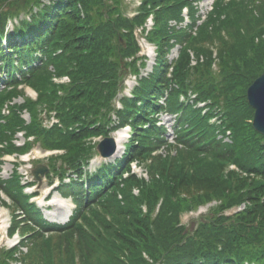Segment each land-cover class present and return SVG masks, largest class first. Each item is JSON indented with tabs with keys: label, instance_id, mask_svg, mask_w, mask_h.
I'll return each instance as SVG.
<instances>
[{
	"label": "trees",
	"instance_id": "obj_1",
	"mask_svg": "<svg viewBox=\"0 0 264 264\" xmlns=\"http://www.w3.org/2000/svg\"><path fill=\"white\" fill-rule=\"evenodd\" d=\"M194 1L143 0L139 14L129 18L122 0H0V157L39 142L64 150L53 157L62 162L50 165L52 172L73 170L81 178L95 153L90 138L131 127L122 157L89 174L86 189L79 179L62 184L60 192L75 203L65 224L47 221L28 202L16 173L0 175V194L10 198L14 212L11 231L21 225L25 236L26 264H264V136L252 126L254 109L246 98L264 72V0H215L198 26ZM185 6L190 25L170 26V20L183 21ZM23 12L29 18L7 33ZM153 12V72L133 97L122 100L119 122L110 126L112 101L127 70L138 71L134 29ZM175 44L182 47L168 77L167 55ZM208 44L216 45L215 57ZM189 51L197 58L194 66ZM63 75L69 78L65 84L52 80ZM26 87L36 91V99L26 96ZM189 91L222 106L231 142L218 138V127L208 122L211 114L179 102ZM19 97L22 103L15 102ZM51 112L58 122L47 128L41 116ZM161 113L176 115L174 142L166 126L158 125ZM19 132L35 141L16 145ZM133 160L148 179L132 173ZM1 164L0 159V170ZM212 200L222 206L187 230L180 213ZM241 204L244 209L224 213ZM15 253L0 250V264H10Z\"/></svg>",
	"mask_w": 264,
	"mask_h": 264
},
{
	"label": "rangeland",
	"instance_id": "obj_2",
	"mask_svg": "<svg viewBox=\"0 0 264 264\" xmlns=\"http://www.w3.org/2000/svg\"><path fill=\"white\" fill-rule=\"evenodd\" d=\"M213 0H201L199 3H198V7H199V9H200V11L202 12V14H206L208 11H209V9H210V5H211V2H212ZM45 2H47L48 3V1H45ZM122 5H123V8H125L126 10H125V14H127L128 12H130L131 10H134L136 7H137V5H138V0H122ZM257 6H258V3L256 4ZM252 9H253V11L254 12H256L257 14H258V10H257V7L256 8H254V7H252ZM29 12H23V13H21L16 19H14V21H10L9 22V25L7 26V28H6V30H7V33H10L11 31H13V26H12V23H15V24H19L20 23V21L21 20H23V19H28L29 18ZM150 14H152L153 16H154V18H155V14H154V12L153 13H150ZM147 21V20H146ZM155 21V20H154ZM147 24H148V26H146V28L147 27H149V28H151V24H152V22L149 20V21H147ZM169 24H170V22H169ZM174 24H172V26H173ZM244 29H242V31H243ZM198 32L199 31H194V32H192L193 33V35H197L198 34ZM150 33V32H149ZM151 44L152 45H155V43L154 42H152L151 41ZM209 45V47H210V49L214 52V54H213V56L215 57L216 56V50H217V48H216V45H213V47H212V44H208ZM181 47L182 46H180L179 48H177L176 46L175 47H173L171 50H170V52H169V55L167 56V58H169L168 60H174L176 57H179V54H180V50H181ZM189 54H190V58H191V60L193 61L192 63H191V66H194L196 63H197V58H196V56H195V54L192 52V51H189ZM155 55V54H154ZM150 59H148V61H149ZM203 60V58L202 57H200V59H199V61H202ZM217 61L215 62V64L213 65V71L215 72V71H217L218 70V66H217ZM146 68H147V71L149 70V72H150V69H151V65H149L148 64V62H147V65H146ZM145 70V69H144ZM125 74V73H124ZM128 75V74H127ZM126 75V76H127ZM125 76V77H126ZM128 77V76H127ZM127 77H126V79H127ZM53 80V79H52ZM126 81V80H125ZM140 83L142 84L143 83V81L142 80H140ZM25 91H27V95L28 96H35L34 95V93L30 90V89H25ZM17 103H20V102H22V99L21 98H18V99H16L15 100ZM24 117L26 118V119H28L29 120V118H28V114L27 113H25L24 114ZM43 117H44V115H43ZM113 117V116H112ZM112 125H114V124H116L117 123V119L116 118H112ZM160 122L162 123V124H164L168 129H169V131H170V133H168V137H169V139H170V141H172V134H171V126H172V124H173V122H174V117L173 116H170V115H167V114H163V115H161L160 116ZM124 131H126V133L128 132L127 131V129L125 128V130ZM115 134V132L114 133H112L110 136H115L114 135ZM18 136H19V134H18ZM127 139H128V136L126 135V138H125V140H124V142H123V145H122V149H124V146L126 145V143H127ZM20 142H22V138L21 137H18V141H17V143H20ZM160 152L162 153V154H166V150L165 149H162V150H160ZM122 153H123V151L121 152L120 151V153H118V154H116V155H114L113 157H111V158H108L107 160H106V162H113L115 159H119L120 157H121V155H122ZM175 153V150H172V153L171 154H174ZM101 160L102 159H100V158H95L92 162H93V164H92V166L91 167H89V169H91V171L92 172H94L95 170H96V168H98L99 166H100V162H101ZM46 163V162H45ZM6 164V163H5ZM36 164V162H33V163H31L30 165L28 164V163H21V165H20V169H19V171H20V173H25V170H24V168L25 167H28V165L31 167V165H35ZM9 165V167H8V169H7V167H5V165L3 164V166H2V175L4 176V178H7L9 175H10V173H11V171H12V168H13V164H12V162H11V164H8ZM137 171L138 172H140V168H138L137 169ZM4 173H5V175H4ZM146 178H148V177H146ZM47 181H45V182H43V184L44 183H46ZM46 184H44L43 185V188L40 190V192H41V195H46V193H47V190H46ZM51 187V186H50ZM49 187V188H50ZM51 189V188H50ZM50 189H48V190H50ZM54 190H52L51 191V193H50V196H49V198H50V200H49V198H47V200H49V201H47L46 200V202H45V205H43V207H42V209H43V212H44V215H45V217L48 219V220H50V221H55V222H59V221H62V219L64 218V216L67 214V212L69 211V209H71L72 207H73V204L71 203V201H70V199H67V200H64V201H60L59 202V204H56L55 202V200H57V196H58V194H57V192H54ZM52 197V198H51ZM3 198L5 199V197L3 196ZM57 203H58V201H57ZM47 205H51L50 207H48L47 208ZM222 206V204H221V201H217V200H212V201H210V202H208V203H203V204H200L199 206H197L196 208H192V209H186V210H183V212H181L180 213V219H181V221L183 222V223H186V227H187V230L189 229V230H192L195 226H196V221H201L203 218H204V216L207 214V213H210L211 211H212V209L214 208V207H217V208H219V206ZM3 206V204L2 203H0V207H2ZM6 207V206H5ZM4 207V210H3V212L6 214V219H7V222L9 223V220H10V215H9V211H8V208L6 207L5 208ZM234 208L235 207H233V208H231V209H225L224 210V213H226V215L228 216V215H231V214H234V213H236V211H239V210H242V209H244L245 208V204H241L237 209H235L234 210ZM223 209H218L216 212H221V213H223V211H222ZM21 230V229H20ZM22 232V231H21ZM26 245V244H25ZM20 260H22V262L24 263V264H26L23 260V258H22V256L20 257ZM29 262V261H28ZM13 263L14 264H19V262H18V260H16V259H14L13 260ZM33 264H35L34 262H32ZM27 264H30V263H27Z\"/></svg>",
	"mask_w": 264,
	"mask_h": 264
},
{
	"label": "water",
	"instance_id": "obj_3",
	"mask_svg": "<svg viewBox=\"0 0 264 264\" xmlns=\"http://www.w3.org/2000/svg\"><path fill=\"white\" fill-rule=\"evenodd\" d=\"M248 103L255 109L252 121L256 131L264 135V72L257 77L247 89ZM102 157H110L115 153L116 145L113 138H105L97 146ZM45 166H38L33 173L39 179L38 173L44 174Z\"/></svg>",
	"mask_w": 264,
	"mask_h": 264
},
{
	"label": "bare ground",
	"instance_id": "obj_4",
	"mask_svg": "<svg viewBox=\"0 0 264 264\" xmlns=\"http://www.w3.org/2000/svg\"><path fill=\"white\" fill-rule=\"evenodd\" d=\"M149 55H150L149 65H151L153 63V53H152V51L149 52ZM114 138H115V142H116V144L118 146L117 147V152H116V154H118V153H120V151L122 152V150H123L122 149V145H123V142H124V140L126 138L125 131L124 130L117 131L115 133ZM5 167H7V169H8V167H9L8 163L5 165ZM4 175H5V173H4ZM2 213H3V210L0 209V214H2Z\"/></svg>",
	"mask_w": 264,
	"mask_h": 264
}]
</instances>
